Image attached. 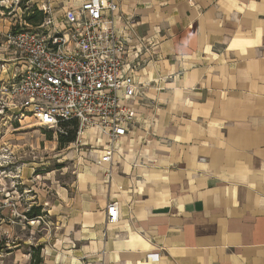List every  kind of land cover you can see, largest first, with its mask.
Listing matches in <instances>:
<instances>
[{
  "label": "crops",
  "instance_id": "0c3cea01",
  "mask_svg": "<svg viewBox=\"0 0 264 264\" xmlns=\"http://www.w3.org/2000/svg\"><path fill=\"white\" fill-rule=\"evenodd\" d=\"M30 1L73 19L84 0ZM113 1L135 128L41 264H264V0Z\"/></svg>",
  "mask_w": 264,
  "mask_h": 264
},
{
  "label": "built area",
  "instance_id": "2783aa9c",
  "mask_svg": "<svg viewBox=\"0 0 264 264\" xmlns=\"http://www.w3.org/2000/svg\"><path fill=\"white\" fill-rule=\"evenodd\" d=\"M113 0H84L78 14L8 37L13 70L0 78V115L19 112L39 129L77 125L82 147L98 151L95 164L118 160L135 128L137 85L128 67V37L117 28ZM93 132L94 138L90 137ZM119 221V202L106 207V225Z\"/></svg>",
  "mask_w": 264,
  "mask_h": 264
},
{
  "label": "rangeland",
  "instance_id": "374dc122",
  "mask_svg": "<svg viewBox=\"0 0 264 264\" xmlns=\"http://www.w3.org/2000/svg\"><path fill=\"white\" fill-rule=\"evenodd\" d=\"M34 7L30 0H0L4 81L14 69L8 37L37 27L27 19ZM46 13V20L53 17ZM33 123L19 112L0 115V264H35L41 256L54 255L62 247L59 241L73 234L72 202L85 188L81 175L96 174L91 147H82L77 135L74 142L61 141L74 130L71 124L50 130ZM33 207L39 211L30 217Z\"/></svg>",
  "mask_w": 264,
  "mask_h": 264
},
{
  "label": "trees",
  "instance_id": "16d2710c",
  "mask_svg": "<svg viewBox=\"0 0 264 264\" xmlns=\"http://www.w3.org/2000/svg\"><path fill=\"white\" fill-rule=\"evenodd\" d=\"M46 12L44 10L39 9L38 7H34V12H33V16L28 17L27 19L33 23L35 26H41L45 23L46 21ZM71 123H66L63 126H67ZM74 127V130L70 132L69 136L67 137H61V141L62 142H66V143H71L74 142L76 139V135H77V125L75 123L71 124ZM36 211H39V209L33 207L28 213L27 215L30 217L33 216H37ZM40 261L36 262L35 264H41V259H39Z\"/></svg>",
  "mask_w": 264,
  "mask_h": 264
}]
</instances>
